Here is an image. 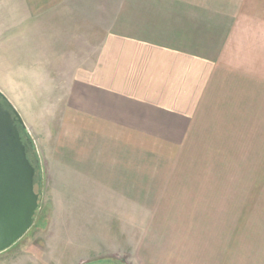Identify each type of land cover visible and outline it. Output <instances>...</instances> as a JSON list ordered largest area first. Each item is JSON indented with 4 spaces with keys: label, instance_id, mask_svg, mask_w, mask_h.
I'll use <instances>...</instances> for the list:
<instances>
[{
    "label": "crops",
    "instance_id": "obj_1",
    "mask_svg": "<svg viewBox=\"0 0 264 264\" xmlns=\"http://www.w3.org/2000/svg\"><path fill=\"white\" fill-rule=\"evenodd\" d=\"M12 13L30 39L67 24L76 41L58 148L88 168L95 199L156 193V153L190 150L222 118L264 151V0H25ZM81 40L94 41L88 63ZM231 243L214 264H264V242L243 256Z\"/></svg>",
    "mask_w": 264,
    "mask_h": 264
},
{
    "label": "rangeland",
    "instance_id": "obj_2",
    "mask_svg": "<svg viewBox=\"0 0 264 264\" xmlns=\"http://www.w3.org/2000/svg\"><path fill=\"white\" fill-rule=\"evenodd\" d=\"M24 6L25 0H0V90L33 139L43 198L33 227L0 254V264H214L227 258L221 247L229 251L232 240L241 241L242 256L246 242L262 245L264 169L257 164L264 151L249 150L258 148L255 141L234 137L231 118L205 128L210 134L200 135L190 150L156 153V193L95 199L88 168L58 148L66 143L60 135L76 41L67 24H49L44 37L28 38L27 25L9 23L14 10L24 16ZM79 43V62L88 63L94 41ZM237 146L240 153L233 151Z\"/></svg>",
    "mask_w": 264,
    "mask_h": 264
},
{
    "label": "water",
    "instance_id": "obj_3",
    "mask_svg": "<svg viewBox=\"0 0 264 264\" xmlns=\"http://www.w3.org/2000/svg\"><path fill=\"white\" fill-rule=\"evenodd\" d=\"M0 254L33 227L41 208L40 160L30 158L34 142L22 133L26 123L0 90Z\"/></svg>",
    "mask_w": 264,
    "mask_h": 264
},
{
    "label": "trees",
    "instance_id": "obj_4",
    "mask_svg": "<svg viewBox=\"0 0 264 264\" xmlns=\"http://www.w3.org/2000/svg\"><path fill=\"white\" fill-rule=\"evenodd\" d=\"M0 98H2V100H3L6 104H8V100L4 99V98L2 97V95H0ZM22 133H23V135H25V136H27V137L30 136V135L27 133L26 129H23V130H22ZM32 140H33V139H32ZM30 158H31L33 161H35V162L39 161V155H38V153H37V151H36V149H35V145H33V151L30 153ZM41 179H42V175H41V168H40V184H41V182H42Z\"/></svg>",
    "mask_w": 264,
    "mask_h": 264
}]
</instances>
